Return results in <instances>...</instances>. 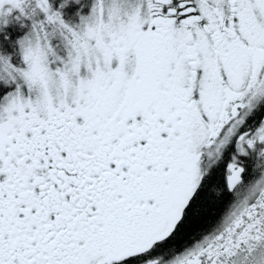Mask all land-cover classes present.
Masks as SVG:
<instances>
[{
    "label": "snow or ice",
    "instance_id": "6c2138e0",
    "mask_svg": "<svg viewBox=\"0 0 264 264\" xmlns=\"http://www.w3.org/2000/svg\"><path fill=\"white\" fill-rule=\"evenodd\" d=\"M0 264H264V0H0Z\"/></svg>",
    "mask_w": 264,
    "mask_h": 264
}]
</instances>
